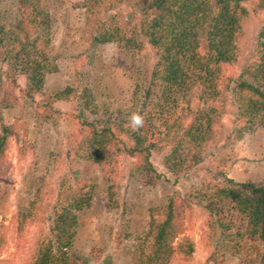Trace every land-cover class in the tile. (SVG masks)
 I'll return each instance as SVG.
<instances>
[{
  "label": "trees",
  "instance_id": "trees-1",
  "mask_svg": "<svg viewBox=\"0 0 264 264\" xmlns=\"http://www.w3.org/2000/svg\"><path fill=\"white\" fill-rule=\"evenodd\" d=\"M122 1L84 0L81 5H86L87 49L111 41L138 48V38L155 49L157 60L150 79L135 82L133 96L140 106L133 120L121 109L92 118L99 105L86 82L87 55L76 58L75 64L84 69L77 74L78 84L52 94L43 91L46 76L57 71V64L51 54L50 16L41 0H16L13 21L8 27L0 22V64L9 66L5 77L30 101L40 120L53 121L63 115L71 122L70 149L75 157L100 165L103 180L108 182L109 209L118 203L114 182L122 157L134 159L133 172L149 174L154 172L152 152H162L163 166L175 181L199 165L216 136L229 92L236 103L234 120L239 127L244 124L250 131L255 123L264 125V0H134L141 20L130 35L121 27L109 29L99 16L101 8ZM249 10L259 22L256 53L236 74L239 34ZM17 74L27 76L25 88L19 86ZM156 79L162 102L150 97ZM37 95L41 98L36 99ZM74 99L78 100L75 110L55 107L59 101ZM10 104L9 97L0 98L2 108ZM0 125L3 180L13 168L8 157L10 137H17L16 128L22 126ZM34 148L30 143L17 146V161L25 163ZM94 195L93 184L62 181L54 196L43 202L39 185L28 207L2 224L0 255L11 242L17 264H82L83 257L73 248L78 213L93 205ZM196 204L205 214L201 238L207 247L214 246L209 256L214 264L222 261L218 247L236 257L238 264H264V179L240 182L222 171L203 179L198 189L187 194L173 192L164 203L149 208L144 233L130 238L128 226L118 224L116 248L136 242L132 251L136 264H189L196 250L190 233L196 227Z\"/></svg>",
  "mask_w": 264,
  "mask_h": 264
},
{
  "label": "rangeland",
  "instance_id": "rangeland-1",
  "mask_svg": "<svg viewBox=\"0 0 264 264\" xmlns=\"http://www.w3.org/2000/svg\"><path fill=\"white\" fill-rule=\"evenodd\" d=\"M84 0H41L48 9L51 22V54L57 71L46 76L43 91L55 93L66 85L78 84V72L84 69L76 65V58L87 55L86 82L96 94L99 105L97 115L105 116L110 110L121 109L126 118H135L140 101L133 96L135 82L148 81L151 69L157 60L155 49L145 39L138 38V48H124L116 42L101 43L87 49L85 31L86 5ZM134 0H123L113 7L101 8L100 17L109 29L121 27L131 34L139 24L141 16ZM16 0H0V22L6 27L13 21ZM259 29L257 16L249 10L243 19L238 39V58L234 66L236 74L251 62L256 53V33ZM7 64H0V98L9 97L10 105H0V123H14L18 136L10 137L8 157L13 162L9 174L0 180V228L8 224L11 215L28 207L36 188H43L45 202L54 196L63 181L70 184L90 183L95 186L93 205L78 213V229L73 242L74 250L83 257L82 264H136L132 251L137 243L129 242L124 248H116L114 237L120 223L128 226L130 238L144 233L148 227L149 208L165 202L173 192L187 194L198 189L205 178L222 171L236 181H261L264 179V125L255 123L252 130L239 127L235 118L236 103L229 92L224 101L221 119L213 142L206 148L201 163L181 175L177 181L165 169L162 152H152L150 160L154 172H133L132 158H120L117 179L114 182L118 203L109 209L106 200L108 182L103 180L100 165L83 157H75L67 141L72 131L71 122L63 115L53 121L40 120L28 99L14 87L4 71ZM20 87L27 86V76L16 75ZM160 81L154 80L151 99L162 102ZM142 95V92H140ZM139 93V94H140ZM41 96L37 95L36 99ZM77 99L59 101L55 107L63 111L75 110ZM105 107L107 109H105ZM1 126V125H0ZM22 128V129H21ZM24 129V130H23ZM35 145L34 154L25 163L17 161V146ZM44 204V203H43ZM44 207V205H43ZM50 212L46 213V218ZM205 214L200 205H195V229L190 232L196 242V250L189 264H214L209 259L213 245L207 247L201 238V226ZM49 220L46 221V226ZM35 223L32 228H34ZM133 241V240H132ZM131 243L136 245L132 247ZM14 244L9 242L0 255V264H17ZM221 264H238L236 257L220 251ZM92 252V255L91 254ZM99 255V257H95Z\"/></svg>",
  "mask_w": 264,
  "mask_h": 264
}]
</instances>
